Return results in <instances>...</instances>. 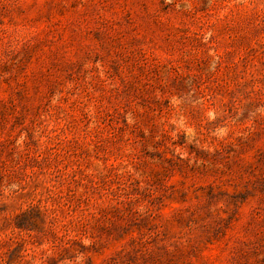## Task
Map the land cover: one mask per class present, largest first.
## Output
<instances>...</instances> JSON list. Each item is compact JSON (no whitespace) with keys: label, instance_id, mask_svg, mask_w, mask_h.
<instances>
[{"label":"rangeland","instance_id":"374dc122","mask_svg":"<svg viewBox=\"0 0 264 264\" xmlns=\"http://www.w3.org/2000/svg\"><path fill=\"white\" fill-rule=\"evenodd\" d=\"M0 264H264V0H0Z\"/></svg>","mask_w":264,"mask_h":264}]
</instances>
